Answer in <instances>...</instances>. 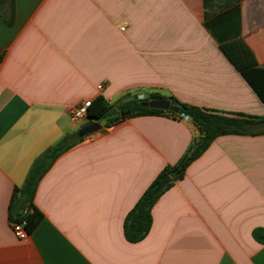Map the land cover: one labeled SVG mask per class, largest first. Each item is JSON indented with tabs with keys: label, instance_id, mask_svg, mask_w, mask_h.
Listing matches in <instances>:
<instances>
[{
	"label": "crops",
	"instance_id": "obj_1",
	"mask_svg": "<svg viewBox=\"0 0 264 264\" xmlns=\"http://www.w3.org/2000/svg\"><path fill=\"white\" fill-rule=\"evenodd\" d=\"M234 39L264 71V0L2 1L0 264H264L251 235L264 228V133L215 138L159 196L145 238L125 239L128 212L198 135L189 118L167 113L85 136L39 181L35 229L19 239L9 222L13 189L47 149L95 122L69 114L98 96L115 105L156 94L264 117L219 47Z\"/></svg>",
	"mask_w": 264,
	"mask_h": 264
},
{
	"label": "trees",
	"instance_id": "obj_2",
	"mask_svg": "<svg viewBox=\"0 0 264 264\" xmlns=\"http://www.w3.org/2000/svg\"><path fill=\"white\" fill-rule=\"evenodd\" d=\"M2 1L5 0H0V3ZM219 47L264 104V71L257 67L251 49L241 39L221 42ZM149 99L165 98L151 94ZM113 106L102 96H98L91 101L87 118L90 122L107 120L108 126L134 115L167 113L173 118H181V115H183L192 121L198 133L179 161L174 165L166 166L156 176L126 215L123 222V234L129 243H137L145 238L152 225L151 209L159 196L171 187L175 181H179L184 177L189 164L197 159L215 138L223 135H259L264 133V117L223 114L187 104H180V112L174 114L169 111L143 107L137 100L120 101L116 113ZM83 139L84 137L78 138L76 135H67L34 161L23 185L13 189L9 206L10 223H23L28 234L35 229L42 219V215L33 204L39 181L62 153L80 143ZM166 176L170 178V182L157 194L152 195V191ZM251 235L257 243L264 245V228L254 229Z\"/></svg>",
	"mask_w": 264,
	"mask_h": 264
},
{
	"label": "water",
	"instance_id": "obj_3",
	"mask_svg": "<svg viewBox=\"0 0 264 264\" xmlns=\"http://www.w3.org/2000/svg\"><path fill=\"white\" fill-rule=\"evenodd\" d=\"M137 100L140 102L141 106L148 107L150 109H158L169 111L174 114H178L180 112V103L173 100H165V99H149V95L147 93H138L135 95H130L123 99L124 102ZM101 129V124L98 122H92L82 129H80L76 136L78 138H82L93 133L98 132ZM170 182V178L166 176L161 182L156 186V188L152 191V195L157 194L161 189H163Z\"/></svg>",
	"mask_w": 264,
	"mask_h": 264
},
{
	"label": "built area",
	"instance_id": "obj_4",
	"mask_svg": "<svg viewBox=\"0 0 264 264\" xmlns=\"http://www.w3.org/2000/svg\"><path fill=\"white\" fill-rule=\"evenodd\" d=\"M121 31L124 30V28L120 29ZM98 89H102V85H99L97 87ZM91 101H86L82 103L81 105H78L74 108L71 109L70 114H69V120L71 123H77L81 119H84L87 117L88 114V108L90 106ZM181 118L187 119L188 117L181 115ZM11 228L15 236L19 239H24L28 233L26 232L24 228V224H19V223H10Z\"/></svg>",
	"mask_w": 264,
	"mask_h": 264
},
{
	"label": "rangeland",
	"instance_id": "obj_5",
	"mask_svg": "<svg viewBox=\"0 0 264 264\" xmlns=\"http://www.w3.org/2000/svg\"><path fill=\"white\" fill-rule=\"evenodd\" d=\"M120 102V101H119ZM118 102V103H119ZM118 103H116L113 107V110L115 111V113L117 112V105H118ZM81 124H84V123H86V120H84V119H81L80 121H79ZM98 123H100L101 125H102V127H106L107 126V120H103V121H101V122H98Z\"/></svg>",
	"mask_w": 264,
	"mask_h": 264
}]
</instances>
